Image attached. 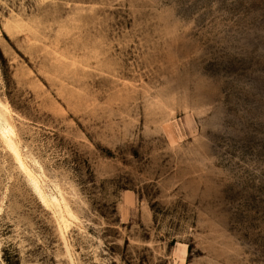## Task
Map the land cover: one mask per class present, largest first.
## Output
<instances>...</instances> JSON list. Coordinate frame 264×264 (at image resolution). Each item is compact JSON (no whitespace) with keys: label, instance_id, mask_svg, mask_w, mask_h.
I'll return each mask as SVG.
<instances>
[{"label":"rangeland","instance_id":"374dc122","mask_svg":"<svg viewBox=\"0 0 264 264\" xmlns=\"http://www.w3.org/2000/svg\"><path fill=\"white\" fill-rule=\"evenodd\" d=\"M0 264H264V0H0Z\"/></svg>","mask_w":264,"mask_h":264},{"label":"bare ground","instance_id":"6f19581e","mask_svg":"<svg viewBox=\"0 0 264 264\" xmlns=\"http://www.w3.org/2000/svg\"><path fill=\"white\" fill-rule=\"evenodd\" d=\"M14 133V129L12 127H5L1 130V135L3 136V138H8L11 134ZM16 156H19L18 151L15 150ZM22 166L25 168V165L21 162ZM43 200L45 203L49 202V199L47 196L43 197Z\"/></svg>","mask_w":264,"mask_h":264}]
</instances>
